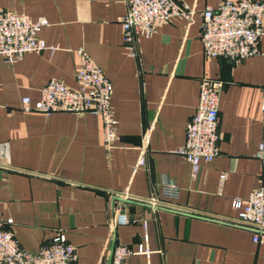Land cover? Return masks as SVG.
Instances as JSON below:
<instances>
[{
	"label": "crops",
	"instance_id": "obj_1",
	"mask_svg": "<svg viewBox=\"0 0 264 264\" xmlns=\"http://www.w3.org/2000/svg\"><path fill=\"white\" fill-rule=\"evenodd\" d=\"M218 1L177 0L192 10L190 21L172 17L148 39L137 37L131 57L119 25L125 0H0V10L45 19L38 37L55 48L13 64L0 59V220H11L4 229L21 250L35 254L60 233L74 248L73 264H110L117 244L149 252L128 256L125 264H264V238L254 244L251 231L235 227L231 206L264 181L254 158L263 63L258 56L237 64L203 56L200 13ZM78 48L112 86L117 138L111 149L95 115L20 109L21 99L37 101L50 79L77 87ZM258 48L263 51L264 39ZM202 78L221 82L218 153L192 177L175 149ZM161 183L175 186L176 199L154 209L139 200L157 195ZM116 209L128 222L110 229Z\"/></svg>",
	"mask_w": 264,
	"mask_h": 264
},
{
	"label": "built area",
	"instance_id": "obj_2",
	"mask_svg": "<svg viewBox=\"0 0 264 264\" xmlns=\"http://www.w3.org/2000/svg\"><path fill=\"white\" fill-rule=\"evenodd\" d=\"M126 11L119 20L122 41L131 57L136 55L134 39H148L156 27L168 23L172 17L190 21L192 10L177 0H125ZM47 26L43 18L31 20L27 15L0 10V59L13 64L24 54H39L44 50L52 53L55 48L47 47L38 37ZM199 42L205 58L223 59L237 64L245 58L258 56L262 60L264 74V49L258 48L264 39V0H219L215 7H205L200 13ZM76 88L50 79L39 91V98L30 104L27 97L21 99L22 112H37L44 116L52 113L72 115L92 114L101 122L102 143L111 149L116 141V121L110 109L112 86L100 68L87 53L78 48L74 51ZM221 82L202 78L198 82L197 101L193 114L184 126L183 144L175 149L190 166L191 176L198 171L200 162H211L217 155V106ZM259 123L261 140L257 143L254 158L264 167V77L260 86ZM147 138L142 139L140 153L144 152ZM138 164H142L140 154ZM224 175L220 176V180ZM174 185L161 183L159 192L153 191L145 199L153 209L167 206L177 197ZM126 200L127 195H120ZM231 206L237 211L233 219L235 227L252 232V242L258 244L264 238V181L258 179L255 187L244 201L233 199ZM128 218L116 209L109 222L110 229L125 225ZM11 220H0V264H73L74 248L62 234H56L42 245L35 254L21 250L10 230ZM131 255L148 257L149 252L142 245L135 250L124 245H115L110 264H125Z\"/></svg>",
	"mask_w": 264,
	"mask_h": 264
}]
</instances>
